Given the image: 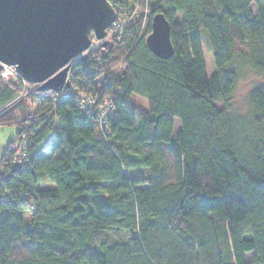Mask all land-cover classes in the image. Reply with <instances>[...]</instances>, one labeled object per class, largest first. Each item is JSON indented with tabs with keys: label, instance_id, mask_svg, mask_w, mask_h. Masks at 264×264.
Returning <instances> with one entry per match:
<instances>
[{
	"label": "trees",
	"instance_id": "obj_1",
	"mask_svg": "<svg viewBox=\"0 0 264 264\" xmlns=\"http://www.w3.org/2000/svg\"><path fill=\"white\" fill-rule=\"evenodd\" d=\"M110 1L151 13L73 64L77 90L114 101L109 132L72 98L35 104L34 140L55 117L57 135L24 166L11 150L18 128L0 159V264H264V82L249 91V118L226 114L242 66L264 74V0ZM158 11L171 24L166 59L145 42ZM21 86L0 81V108ZM16 108L0 125L16 124Z\"/></svg>",
	"mask_w": 264,
	"mask_h": 264
},
{
	"label": "water",
	"instance_id": "obj_2",
	"mask_svg": "<svg viewBox=\"0 0 264 264\" xmlns=\"http://www.w3.org/2000/svg\"><path fill=\"white\" fill-rule=\"evenodd\" d=\"M117 17L110 0H0V61L40 83V90L57 91L70 85L72 61L87 58L92 34L106 37ZM145 42L160 58L174 54L171 24L162 11L152 16Z\"/></svg>",
	"mask_w": 264,
	"mask_h": 264
},
{
	"label": "built area",
	"instance_id": "obj_3",
	"mask_svg": "<svg viewBox=\"0 0 264 264\" xmlns=\"http://www.w3.org/2000/svg\"><path fill=\"white\" fill-rule=\"evenodd\" d=\"M117 13L119 19V8L117 9ZM118 22H115V24H118ZM129 24L131 23L129 22ZM128 25H124L121 30H116L115 34L122 33ZM109 36L111 38L113 34L106 37ZM0 65L1 80L5 82L19 80L22 85L18 94L10 102H8L12 103L13 101L17 100L21 101L14 111V123L18 124L19 126L18 137L11 143V150L15 161L25 166L29 162L31 156L38 153L49 154L53 150V143L57 135V117L54 118V127L47 133V135L37 142L34 140V134L42 125L39 113L42 114L45 112L42 111L37 113L36 109H34V106L37 103H41L45 97L52 98L51 108L53 110L55 109L56 102L58 100L65 98L74 99L73 101L79 105L81 112L86 115L90 124L97 126L102 133L109 132L110 128L108 120L114 117L117 111L116 105L111 98H101L100 96L77 90V87L75 84H73L71 75L69 74L67 77V81L70 82L69 86H66L65 84L57 91L40 90L38 88L40 83H30L24 79L17 71L15 65L6 64L2 61H0ZM71 68H73V66H71ZM25 97L27 98L25 99ZM23 101H25L24 111L26 115H23V111L19 107ZM3 113L5 112H1L0 115ZM30 149L32 151H30Z\"/></svg>",
	"mask_w": 264,
	"mask_h": 264
},
{
	"label": "rangeland",
	"instance_id": "obj_4",
	"mask_svg": "<svg viewBox=\"0 0 264 264\" xmlns=\"http://www.w3.org/2000/svg\"><path fill=\"white\" fill-rule=\"evenodd\" d=\"M251 7L254 12L257 11V5L255 2L252 3ZM116 8L117 9L119 8L120 16H119V19L117 17L118 20L114 21L113 24L108 28V35H111V34L115 35L116 30H121V28L126 24L128 25L129 22L132 23L136 20L137 21L140 20L143 23H146L151 13V7L148 4H141L138 6L125 7L123 4L118 3ZM125 18L127 19L124 20ZM115 22H118V24H115ZM108 38L110 39V36L104 37L103 39H97L92 34L91 45L89 49L87 50V53L92 52L94 50H98L105 40H109ZM200 40L202 44L207 74L210 75L215 69V64H214L212 49L209 43L208 32L204 28L200 30ZM74 61L75 60L72 61L73 64H74ZM71 71H72V68L70 70L69 75L71 74ZM99 81L100 82L98 83V85L101 86L104 84L105 80L102 78V79H99ZM18 82L20 81L18 80ZM263 82H264V74L257 72L251 66H247V65L242 66L240 73H239L238 82H237L235 91L232 95L230 105H229V108L226 114L231 117L234 116V117H238L242 119H246L247 117L249 118V113L251 110L250 101L248 97L249 91L254 85L263 83ZM30 83H34V82H30ZM26 98L27 97H25V99ZM20 102H21L20 100H17V101H13L12 103H7L6 105L0 108V113L1 112H11L13 108L18 107ZM129 104L131 106H134L135 108L141 109V108L146 107L147 101H146V98L143 96L132 94L129 98ZM18 128L19 126L17 124L0 125V140L7 139L8 136H13V135L15 136L16 132L18 131ZM179 128H180V121L178 118H175V130L177 131ZM129 174L130 175H133V174L144 175L145 170L144 169L131 170L129 171ZM97 198L105 201L106 196L99 195L97 196ZM247 256L250 257L251 254L248 253Z\"/></svg>",
	"mask_w": 264,
	"mask_h": 264
},
{
	"label": "crops",
	"instance_id": "obj_5",
	"mask_svg": "<svg viewBox=\"0 0 264 264\" xmlns=\"http://www.w3.org/2000/svg\"><path fill=\"white\" fill-rule=\"evenodd\" d=\"M17 135V132H16ZM16 135L14 136H8L7 139H2L0 140V159L2 158L6 147L8 146V144L16 137Z\"/></svg>",
	"mask_w": 264,
	"mask_h": 264
},
{
	"label": "flooded vegetation",
	"instance_id": "obj_6",
	"mask_svg": "<svg viewBox=\"0 0 264 264\" xmlns=\"http://www.w3.org/2000/svg\"><path fill=\"white\" fill-rule=\"evenodd\" d=\"M114 5V4H113ZM115 7V6H114ZM116 9V11H117V8H115ZM72 66H73V64H72Z\"/></svg>",
	"mask_w": 264,
	"mask_h": 264
}]
</instances>
